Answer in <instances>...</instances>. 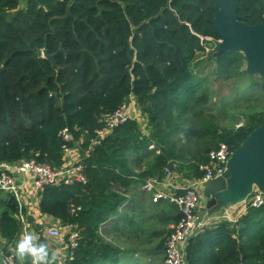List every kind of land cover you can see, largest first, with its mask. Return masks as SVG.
I'll return each instance as SVG.
<instances>
[{
	"label": "trees",
	"instance_id": "16d2710c",
	"mask_svg": "<svg viewBox=\"0 0 264 264\" xmlns=\"http://www.w3.org/2000/svg\"><path fill=\"white\" fill-rule=\"evenodd\" d=\"M239 1L245 23L264 25V0ZM21 3L0 0V165L34 160L59 170L67 152L76 150L87 179L83 185H47L39 191L40 212L61 228L63 244L55 245L58 240L36 226L39 240L49 248L63 247V264H164L159 256L181 214L168 202L151 204L147 220L141 219L142 210L135 217L119 214L127 193L167 171L187 180L202 178L199 165L212 150L224 143L233 152L264 123L263 108L239 126L220 125L216 113L225 112L227 100L212 101L206 79L195 75L196 54L204 51L206 38L218 40L213 3ZM43 49L56 53L55 64L42 57ZM212 59L214 76L239 84L235 103L264 96V78L247 72L241 52L221 51ZM131 101L136 116L127 113ZM119 111L125 119L110 127L108 120ZM20 212L17 199L6 193L0 238L14 264L19 262L6 250L19 236ZM116 215L127 225L109 231L128 247L102 233ZM72 232L75 248L67 246ZM185 253L186 264H264V205L248 208L235 222L202 229Z\"/></svg>",
	"mask_w": 264,
	"mask_h": 264
},
{
	"label": "built area",
	"instance_id": "2783aa9c",
	"mask_svg": "<svg viewBox=\"0 0 264 264\" xmlns=\"http://www.w3.org/2000/svg\"><path fill=\"white\" fill-rule=\"evenodd\" d=\"M124 119L122 111H119L108 120L109 126L112 127ZM62 136L64 140H70V135L66 130L62 132ZM231 154L232 152H230L228 146L220 143L216 149L209 153L207 162L199 165V170L203 173L202 178L192 180L180 193L176 191L164 193L157 190L158 181L154 179L148 180L144 185L149 192L154 194L155 201L163 199L174 205L181 214V220L176 225L171 226V233L165 241L163 249L164 264H186L185 251L190 239L205 227V222L200 220L197 215L200 203L199 187L202 183L223 175ZM12 172L29 176L32 179L33 188L38 192L47 185L74 186L76 184L83 185L87 182L84 166L79 162L66 165L59 170L52 169L48 165L37 163L34 160L22 161L14 165L2 164L0 165V188L13 194L17 187ZM169 172L166 173L169 174ZM263 205L264 195L260 192H253L247 207L257 208ZM221 219H225V217ZM44 232L45 236L52 240H60L63 236L61 228L57 226L48 227ZM76 238L77 234L75 232L70 233L67 246L75 248ZM50 249L57 254V264H63L66 259L64 248ZM0 264H14L13 256L2 254Z\"/></svg>",
	"mask_w": 264,
	"mask_h": 264
},
{
	"label": "water",
	"instance_id": "95a60500",
	"mask_svg": "<svg viewBox=\"0 0 264 264\" xmlns=\"http://www.w3.org/2000/svg\"><path fill=\"white\" fill-rule=\"evenodd\" d=\"M214 9L213 29L220 44L219 50L230 53L242 52L246 70L264 78V25H249L238 14L242 3L239 0H211ZM55 54L42 50V57L55 64ZM264 123L256 128L234 150L222 176L202 183L201 189L210 204H215L219 193H228L232 198L244 199L251 194L253 186L264 192Z\"/></svg>",
	"mask_w": 264,
	"mask_h": 264
},
{
	"label": "crops",
	"instance_id": "0c3cea01",
	"mask_svg": "<svg viewBox=\"0 0 264 264\" xmlns=\"http://www.w3.org/2000/svg\"><path fill=\"white\" fill-rule=\"evenodd\" d=\"M25 3L26 0H22L21 5H24ZM127 113L134 116L138 114L134 101H131V103L129 104ZM78 161H79V157H78V152H76V150L67 152L66 165H70ZM12 177L15 180L17 189L13 194L11 192L6 191L5 189L0 188V211L4 209V204L6 203V193H11L20 204L21 212L19 214V218L21 220V230L19 236L24 231H30L38 236V233L36 232V226L42 228V232H44L46 228L54 226L56 222L40 212L39 209L40 196H39V192L36 191L31 184L32 179L29 176L16 174L15 172H12ZM154 180L158 181V184L156 185L157 190L163 191L164 193H168L170 191H176L180 193L184 187H186L190 182H192V180L183 179L176 172H169V174L165 173V175L161 179H154ZM137 185L138 184H135L133 187L137 188ZM255 191L260 192L264 195V192H261L256 186H253L251 194L247 195V197L244 198L243 200L239 198H232L228 193L222 192L217 195L215 204H210V198L204 196L200 186L199 187L200 203L197 209V215L200 220L205 222L204 228L212 226L218 223L219 221L225 219L230 221H236L238 217H240L247 211L248 202L251 198L252 193ZM146 194L150 195L151 197L150 202H152V204L158 202H162V203L167 202L163 199L155 201L153 193L146 192ZM146 194L142 193L140 195L146 196ZM126 197H127L126 202L124 203V205L120 207L119 210L120 212L118 213L119 214L127 213V215L131 217L133 213L137 212L138 210L140 211L141 210L140 208H142L143 205H139L137 203L140 200V199L138 200V196L132 195L130 194V192L127 193ZM222 217H225V219H221ZM118 220L119 219L116 215L112 217L110 220H108L104 224V227L106 225L112 226V224H116L115 221ZM120 222L121 223L118 224L119 226H122L124 222L122 221ZM19 236L17 237V239L19 238ZM15 243L13 246L8 247V249L6 250L7 252H12L14 256H15ZM4 244L5 242L0 238V257L2 254H4L3 251ZM54 244L60 246L61 244H63V241L62 239H60L54 242Z\"/></svg>",
	"mask_w": 264,
	"mask_h": 264
},
{
	"label": "rangeland",
	"instance_id": "374dc122",
	"mask_svg": "<svg viewBox=\"0 0 264 264\" xmlns=\"http://www.w3.org/2000/svg\"><path fill=\"white\" fill-rule=\"evenodd\" d=\"M219 39H212V38H206L204 43V51L199 52L196 54V58L194 61V70L196 77L200 79H206L205 86L208 85V90L210 91V96L213 99L212 101H218V103H221V101H226V109L225 112L221 113L219 110L217 111L218 123L224 127H232V126H239L241 124L245 123L246 116L253 113V112H259L264 108V96L259 95L257 97H253L250 100L243 101V103H235L237 99H239L236 95L238 92L237 87L238 83L235 81V78H227V77H219L217 78L212 74V72L216 71V65L214 63V60L212 57L216 56L219 50ZM242 53V52H241ZM244 56V54L242 53ZM244 66L246 68L247 62L244 57ZM247 81L244 82L242 86H246ZM241 93V92H240ZM239 93V94H240ZM238 105V106H237ZM128 108H126L127 110ZM125 111L122 113L124 114ZM138 115V114H137ZM146 192H149L144 185H137V188L132 187V190L130 191V194L138 196V204L143 205L142 208V216L141 219L145 218L147 220L148 217L153 215L152 211L149 210L150 205L152 202H150V195L146 194ZM145 193L146 196H141L140 194ZM151 193V192H149ZM136 213V212H135ZM133 213L131 217H135ZM139 216V215H138ZM128 217H130L128 215ZM143 217V218H142ZM137 218V216H136ZM116 224H120V221H115ZM114 222V223H115ZM115 225V224H112ZM127 225V222L125 221L124 224H122L123 227ZM111 226H105L104 231L102 232L104 237L111 241L115 245L119 246H129V242H126L118 233L110 232L109 228ZM171 228V227H170ZM68 229L65 230L63 233L64 235L67 234ZM160 258L162 257L164 259V254H160ZM149 261H147L148 263Z\"/></svg>",
	"mask_w": 264,
	"mask_h": 264
},
{
	"label": "clouds",
	"instance_id": "9594fccd",
	"mask_svg": "<svg viewBox=\"0 0 264 264\" xmlns=\"http://www.w3.org/2000/svg\"><path fill=\"white\" fill-rule=\"evenodd\" d=\"M15 258L19 264H57V254L46 242L30 231H24L15 243Z\"/></svg>",
	"mask_w": 264,
	"mask_h": 264
}]
</instances>
